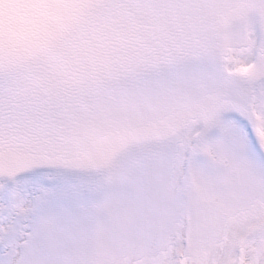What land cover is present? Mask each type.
Wrapping results in <instances>:
<instances>
[{"label": "snow or ice", "instance_id": "1", "mask_svg": "<svg viewBox=\"0 0 264 264\" xmlns=\"http://www.w3.org/2000/svg\"><path fill=\"white\" fill-rule=\"evenodd\" d=\"M0 264H264V0H0Z\"/></svg>", "mask_w": 264, "mask_h": 264}]
</instances>
